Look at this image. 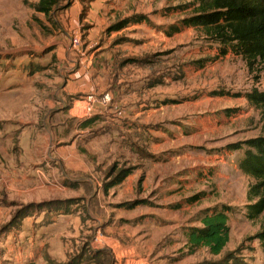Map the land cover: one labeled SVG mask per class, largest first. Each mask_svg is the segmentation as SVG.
Segmentation results:
<instances>
[{"label": "crops", "instance_id": "1", "mask_svg": "<svg viewBox=\"0 0 264 264\" xmlns=\"http://www.w3.org/2000/svg\"><path fill=\"white\" fill-rule=\"evenodd\" d=\"M134 1L73 4L78 15L83 6L97 12L85 20L80 47L72 38L58 42L42 65L31 62L33 75L24 71L18 81L11 72L32 56L19 55L20 65L0 71V186L6 189L0 202L56 205L47 210L53 244L64 247L75 234H93L95 252L110 253L113 264H164L152 254L167 231L163 222L191 207L184 202L191 187L226 177L218 164L229 157L240 169L244 158L245 149L224 156L208 152L212 147L209 154L190 147L227 136L230 71L210 65L238 56H220L214 44L197 46V28L166 26L159 10L135 17L127 6L138 4L139 12L142 6ZM126 19L132 20L115 29ZM104 94L112 102L99 105L92 118L74 116L77 99ZM120 161L131 171L116 182ZM8 210L0 205V222ZM88 223L94 226L85 232ZM177 238L161 240L171 257L178 255Z\"/></svg>", "mask_w": 264, "mask_h": 264}, {"label": "rangeland", "instance_id": "2", "mask_svg": "<svg viewBox=\"0 0 264 264\" xmlns=\"http://www.w3.org/2000/svg\"><path fill=\"white\" fill-rule=\"evenodd\" d=\"M88 1L92 0H65L49 15H46L36 10L39 0H0V71L10 70L15 65H20L22 61L18 68L20 71H16V74L14 71L11 72L12 78L16 77V81L21 80L24 71L28 70L27 73L32 75L36 71L32 70L31 62L42 65L40 63L45 61L46 55L56 47L58 42L68 43L74 34H79L83 41L87 25L85 20L88 15L90 19L97 17V12L91 6V12L87 13V7L83 6L84 10L78 15L77 8L73 4L81 6ZM134 2L140 3L142 8L139 12L138 4L133 3L135 8L127 6L134 9L133 15L143 13L140 16L147 18V15L153 16L152 11L159 10L166 26L171 25V27H173L172 23H181L193 13V7H189L192 0H135ZM122 17L123 13L119 18ZM76 21L78 25L74 29L71 28L69 25H73ZM181 27H183L182 24ZM195 34L199 40L197 46L217 45L210 43L201 30L197 29ZM24 54L32 56V60L21 58V61L17 62L15 58ZM212 59L214 58H210L207 62ZM210 66L230 71L226 96L230 101L228 116L230 114L233 116L228 124L227 136L199 143L197 147L195 145L190 147L199 153L203 151L207 153L212 147V150L208 152L221 153L224 156L227 153L230 154L231 151L241 154L247 148L248 140L264 136V107L255 106L246 96L253 92L264 93V70L260 65L250 70L241 57L232 56L220 60L218 65L214 63ZM38 69L45 70L44 67ZM32 75L26 77L29 79ZM3 77L6 79V76ZM222 80L225 85L226 81L224 78ZM10 82L13 84L14 81ZM216 88L218 89L219 86ZM221 91L225 93V90ZM225 161L228 164H218L217 169L225 173L226 177L198 182L189 190L188 195L192 196L184 201L191 207L180 208L182 211L178 214L177 220L163 222L167 231L161 235V240L165 235L168 237L174 234L178 236L177 239L181 244L177 246L178 255L171 257L173 253L168 249L163 251L165 243L160 240L152 253L156 260H162L164 264H171L174 260L180 262L179 264H264V249L255 239V235L261 231L264 215L254 220L248 217L249 205H255L259 199L250 193L255 180L240 169H235L229 157ZM125 166V161L117 162L116 174L124 170ZM5 192L6 189L0 186V195ZM3 199L0 205L9 206V218L0 222V264H26L28 262H34V264H113L110 253L97 254L95 250L87 247L91 244L93 234L88 236L84 233L75 234L76 238L64 247L51 242L55 231L47 232V229L54 220L51 219L50 212L47 210L49 207L55 208L56 205H48L50 202L9 203L7 197ZM225 207L232 209V212L228 222L230 241L224 251L218 256L211 255L207 248L192 252L187 245L188 230L200 227V219L206 211L220 210ZM88 225L94 226L93 223L86 224L85 232ZM173 230L175 233L171 232ZM228 255H231V261L229 258L227 260Z\"/></svg>", "mask_w": 264, "mask_h": 264}, {"label": "trees", "instance_id": "3", "mask_svg": "<svg viewBox=\"0 0 264 264\" xmlns=\"http://www.w3.org/2000/svg\"><path fill=\"white\" fill-rule=\"evenodd\" d=\"M63 1L39 0L36 10L49 15ZM189 7H193V13L181 21L183 26L201 30L210 43L219 45L220 56L231 52L241 57L250 70L256 65L264 70V0H192ZM130 20L121 21L115 29L123 28ZM246 96L255 106L264 107V93ZM246 145L239 168L255 180L250 193L259 199L248 207V217L254 220L264 215V136L248 140ZM130 171L121 170L116 182H121ZM231 212L227 207L206 211L200 219L201 226L190 228L186 234L189 249L193 252L207 248L211 255H220L230 241ZM255 239L264 249V220ZM230 256L226 257L229 261Z\"/></svg>", "mask_w": 264, "mask_h": 264}, {"label": "built area", "instance_id": "4", "mask_svg": "<svg viewBox=\"0 0 264 264\" xmlns=\"http://www.w3.org/2000/svg\"><path fill=\"white\" fill-rule=\"evenodd\" d=\"M81 38L79 34H74L72 38V44L74 47L78 48L81 46ZM112 102V98L109 94H104L101 96L98 95H88L83 98L77 99L72 106V109L74 111V116L79 120H88L92 118L94 115L97 107L99 105L101 106H107ZM96 240L93 244H91V247L93 250L96 249Z\"/></svg>", "mask_w": 264, "mask_h": 264}]
</instances>
